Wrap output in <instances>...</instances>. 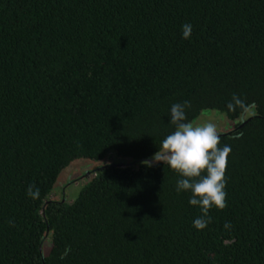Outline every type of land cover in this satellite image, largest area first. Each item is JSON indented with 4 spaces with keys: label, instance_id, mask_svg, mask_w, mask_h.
<instances>
[{
    "label": "trees",
    "instance_id": "1",
    "mask_svg": "<svg viewBox=\"0 0 264 264\" xmlns=\"http://www.w3.org/2000/svg\"><path fill=\"white\" fill-rule=\"evenodd\" d=\"M184 101L235 123L203 230L178 175L144 163ZM79 160L96 168L71 201ZM0 264H264V0H0Z\"/></svg>",
    "mask_w": 264,
    "mask_h": 264
},
{
    "label": "clouds",
    "instance_id": "2",
    "mask_svg": "<svg viewBox=\"0 0 264 264\" xmlns=\"http://www.w3.org/2000/svg\"><path fill=\"white\" fill-rule=\"evenodd\" d=\"M191 33L192 25L184 24L182 38L190 39ZM190 107L189 101L171 106L170 124L174 130L162 140L151 161L144 163L149 167L162 163L178 175L176 191L190 193L189 204L201 211V216L193 221V227L203 230L211 223L208 215L211 209L222 211L227 207L225 172L231 148L228 145L219 146L221 139L216 123L188 121L185 109ZM254 107V104H246L235 94L227 104L229 111L239 109L243 114ZM26 194L36 200L39 199L40 190L35 185H29ZM225 227L230 228V222H226Z\"/></svg>",
    "mask_w": 264,
    "mask_h": 264
},
{
    "label": "rangeland",
    "instance_id": "3",
    "mask_svg": "<svg viewBox=\"0 0 264 264\" xmlns=\"http://www.w3.org/2000/svg\"><path fill=\"white\" fill-rule=\"evenodd\" d=\"M206 122L216 123L218 126L219 134H222L223 132L231 130L233 126L235 125V123L228 121L227 118L223 114L219 112H214V111L204 112L200 116V118H198V120L194 123L203 124ZM95 168H96V163L90 162V161L79 160V161H75L74 163H72L70 167H68L66 170L63 171L59 179V183L61 186L67 184L72 179H76V178L82 179L75 184H69L68 196H67L69 200L71 201L75 200L78 197V195L81 193V191L83 190L85 185L82 182H84L85 179H83V177L81 176H83V174L87 172L85 175L89 173L88 177L89 176L92 177L93 174L91 172H93Z\"/></svg>",
    "mask_w": 264,
    "mask_h": 264
},
{
    "label": "water",
    "instance_id": "4",
    "mask_svg": "<svg viewBox=\"0 0 264 264\" xmlns=\"http://www.w3.org/2000/svg\"><path fill=\"white\" fill-rule=\"evenodd\" d=\"M120 166H124V164H121Z\"/></svg>",
    "mask_w": 264,
    "mask_h": 264
}]
</instances>
